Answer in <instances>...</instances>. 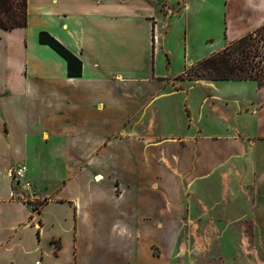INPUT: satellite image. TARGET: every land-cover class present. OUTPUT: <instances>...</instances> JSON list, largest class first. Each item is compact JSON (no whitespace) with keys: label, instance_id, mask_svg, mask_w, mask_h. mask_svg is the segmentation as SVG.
<instances>
[{"label":"crops","instance_id":"1","mask_svg":"<svg viewBox=\"0 0 264 264\" xmlns=\"http://www.w3.org/2000/svg\"><path fill=\"white\" fill-rule=\"evenodd\" d=\"M263 24L264 0H28L0 26V264H175L185 216L264 231V84L179 78Z\"/></svg>","mask_w":264,"mask_h":264},{"label":"trees","instance_id":"2","mask_svg":"<svg viewBox=\"0 0 264 264\" xmlns=\"http://www.w3.org/2000/svg\"><path fill=\"white\" fill-rule=\"evenodd\" d=\"M28 24V0H0V26L13 29ZM39 40L47 43L62 54L73 72V62L81 61L61 42L46 31H41ZM179 78L192 80L251 79L264 84V24L222 50L211 54L187 67Z\"/></svg>","mask_w":264,"mask_h":264},{"label":"rangeland","instance_id":"3","mask_svg":"<svg viewBox=\"0 0 264 264\" xmlns=\"http://www.w3.org/2000/svg\"><path fill=\"white\" fill-rule=\"evenodd\" d=\"M5 63L6 53L2 42L0 80L4 77ZM49 171H53L51 173L53 177L56 176L57 172L54 169L51 168ZM14 189L19 190L16 185ZM33 190L35 193L32 190L31 193L37 198L33 205L37 209L42 206L43 200L39 198L41 195L34 184ZM185 219L182 229L178 231L177 239L179 243L177 249L182 255L175 257V264H264V241H261L264 231L254 229L252 224L242 221L229 225L226 229H211L189 222L186 216ZM133 241H142V239L135 235ZM180 246L181 250H179Z\"/></svg>","mask_w":264,"mask_h":264},{"label":"built area","instance_id":"4","mask_svg":"<svg viewBox=\"0 0 264 264\" xmlns=\"http://www.w3.org/2000/svg\"><path fill=\"white\" fill-rule=\"evenodd\" d=\"M28 167L24 164H20L17 166H14L11 171V177L15 183V185L18 187L17 190H13V196L15 198L24 200V201H36L37 198L35 197L36 195L34 194L33 190V182L28 178ZM32 192L34 193H31Z\"/></svg>","mask_w":264,"mask_h":264}]
</instances>
